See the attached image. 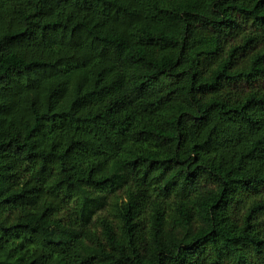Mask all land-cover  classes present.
Instances as JSON below:
<instances>
[{
  "label": "trees",
  "instance_id": "1",
  "mask_svg": "<svg viewBox=\"0 0 264 264\" xmlns=\"http://www.w3.org/2000/svg\"><path fill=\"white\" fill-rule=\"evenodd\" d=\"M0 264H264V0H0Z\"/></svg>",
  "mask_w": 264,
  "mask_h": 264
}]
</instances>
